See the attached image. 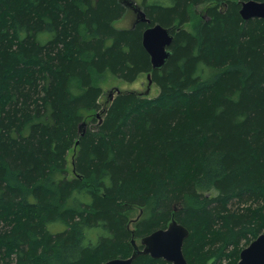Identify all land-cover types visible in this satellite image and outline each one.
Returning a JSON list of instances; mask_svg holds the SVG:
<instances>
[{
  "label": "trees",
  "instance_id": "16d2710c",
  "mask_svg": "<svg viewBox=\"0 0 264 264\" xmlns=\"http://www.w3.org/2000/svg\"><path fill=\"white\" fill-rule=\"evenodd\" d=\"M241 1L137 0L174 34L154 69L122 0H0V264H104L173 217L190 264L238 263L264 232V18ZM108 71L160 92L99 117Z\"/></svg>",
  "mask_w": 264,
  "mask_h": 264
},
{
  "label": "water",
  "instance_id": "95a60500",
  "mask_svg": "<svg viewBox=\"0 0 264 264\" xmlns=\"http://www.w3.org/2000/svg\"><path fill=\"white\" fill-rule=\"evenodd\" d=\"M122 2L135 12V21L146 22L149 26L143 32V45L151 57L154 69H162L172 55L171 45L174 40L172 27L161 23L151 24L141 4L136 0H122ZM241 16L250 18H264V0H243L240 8ZM149 84L153 82L148 73ZM190 230L175 217L166 228H159L143 236L137 244L132 240L134 250L129 257H115L104 264H134L135 258L140 254H150L153 258H163L171 264H190L183 252V246ZM237 264H264V232L259 234L248 246L240 252Z\"/></svg>",
  "mask_w": 264,
  "mask_h": 264
},
{
  "label": "rangeland",
  "instance_id": "374dc122",
  "mask_svg": "<svg viewBox=\"0 0 264 264\" xmlns=\"http://www.w3.org/2000/svg\"><path fill=\"white\" fill-rule=\"evenodd\" d=\"M198 20H199V16H196L195 18H193V20L191 22H188L185 25V27L188 29H193L195 23ZM134 21H135V12L131 8L128 7L127 14L123 18H121L120 20L116 21L115 24L117 26H121V27H123V26L129 27V26L134 25L133 24ZM93 82H94V84L101 86L103 88V95L100 99L101 107L97 110V114L99 115V117L101 116V113L106 108V106L109 104L110 100L119 91L120 92L135 91V92H137V93H139L145 97H155L160 92V88L156 85L155 82H152L151 84H149L147 72L141 73L133 81H128V80H124L122 78H119L118 76L110 73L109 71L105 74H102V75L94 73ZM88 123H87V125H88ZM211 193L213 195L218 194V192L215 190L211 191ZM52 228L54 230H62L64 227H63L62 223H55L52 225ZM138 241L140 243V239ZM242 245H244V247L248 246L245 244V242H242ZM213 260L214 259H211L208 262V264L211 263ZM228 262H229V258L226 256L216 260V264H228Z\"/></svg>",
  "mask_w": 264,
  "mask_h": 264
}]
</instances>
